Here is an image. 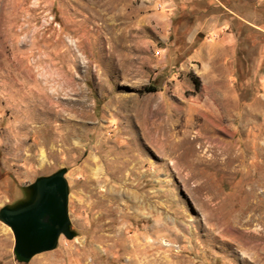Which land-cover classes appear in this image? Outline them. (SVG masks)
<instances>
[{
  "label": "rangeland",
  "instance_id": "rangeland-1",
  "mask_svg": "<svg viewBox=\"0 0 264 264\" xmlns=\"http://www.w3.org/2000/svg\"><path fill=\"white\" fill-rule=\"evenodd\" d=\"M59 172L0 264H264V0H0V210Z\"/></svg>",
  "mask_w": 264,
  "mask_h": 264
},
{
  "label": "water",
  "instance_id": "water-1",
  "mask_svg": "<svg viewBox=\"0 0 264 264\" xmlns=\"http://www.w3.org/2000/svg\"><path fill=\"white\" fill-rule=\"evenodd\" d=\"M36 186L33 202L0 210V219L13 230L14 251L20 260H29L44 250L35 247L40 240L50 244L45 249H53L61 234L73 237L69 230L68 185L63 172L38 179Z\"/></svg>",
  "mask_w": 264,
  "mask_h": 264
},
{
  "label": "flooded vegetation",
  "instance_id": "flooded-vegetation-1",
  "mask_svg": "<svg viewBox=\"0 0 264 264\" xmlns=\"http://www.w3.org/2000/svg\"><path fill=\"white\" fill-rule=\"evenodd\" d=\"M36 196H37V186H36V183H35V184H34V187H32L30 198H29L27 201H25L24 204H25V205L30 204L31 202L34 201V199H35ZM49 245H50V244H48V243H46V242H44V241H42V240L38 241L35 247H37V248H44V250H42V251H40V252H37L36 254H38V253H42V252H44V251H49V250H51V249H45V248L48 247ZM36 254H34V255H36ZM34 255H33V256H34Z\"/></svg>",
  "mask_w": 264,
  "mask_h": 264
},
{
  "label": "trees",
  "instance_id": "trees-1",
  "mask_svg": "<svg viewBox=\"0 0 264 264\" xmlns=\"http://www.w3.org/2000/svg\"><path fill=\"white\" fill-rule=\"evenodd\" d=\"M155 90H156V87H155V86H152V85L147 86V87L145 88V91H148V92L155 91Z\"/></svg>",
  "mask_w": 264,
  "mask_h": 264
}]
</instances>
